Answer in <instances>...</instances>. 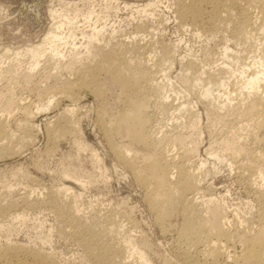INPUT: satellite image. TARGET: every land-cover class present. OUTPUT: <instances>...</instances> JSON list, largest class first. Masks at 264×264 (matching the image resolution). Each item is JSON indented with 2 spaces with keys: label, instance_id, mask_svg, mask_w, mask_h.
I'll list each match as a JSON object with an SVG mask.
<instances>
[{
  "label": "rangeland",
  "instance_id": "rangeland-1",
  "mask_svg": "<svg viewBox=\"0 0 264 264\" xmlns=\"http://www.w3.org/2000/svg\"><path fill=\"white\" fill-rule=\"evenodd\" d=\"M149 1L0 0V121L9 134L22 140L16 144L12 137L19 151L0 156V249L23 245L43 250L57 264H95L74 234L76 225L71 227L69 219L50 204L60 194V202L66 207L69 202L79 226L101 223L100 227H109L107 232L113 230L106 232L104 241L113 240L111 245L129 264H141L143 254L149 264H185L179 255L185 247L178 236L181 214L161 224L145 197V188L122 165L107 140L102 123H109L123 106L118 85L106 78L107 70H101L93 88L78 86V66L93 70L102 63L94 56L95 48L134 41L136 34L135 41L141 44L153 41L175 45L177 61L167 73L180 94L184 95L182 90L186 89L175 78L181 70L180 57L185 63L197 61L214 78V110L205 102L199 103L196 93L187 91L199 119L186 135L190 146H199L195 159L200 167V190L198 194L189 193L188 198L195 195L202 206L199 208L208 207V200L216 198L228 214L221 224L235 236L244 230L255 233L264 225L260 216L264 205V129L256 128L257 115L237 120L225 116L235 102L255 97L243 88V76L258 70L253 58L264 53V34L257 30V35L246 42L232 32L229 13H237L247 5L246 0H239L229 9L207 1L202 4L205 23L197 25L176 16L174 0H159L156 6L146 7ZM253 8L254 20L255 15H264L259 7ZM260 19L259 24H264V16ZM137 24L147 25L140 32ZM52 33L63 39L53 42L49 38ZM224 46L231 48L232 59L224 57ZM75 58L78 64L70 65L72 71L66 65ZM245 70L246 74H240ZM159 80L167 82L163 77ZM261 85L264 95V81ZM64 86L73 87L72 96L62 94ZM225 91L233 95L230 103L223 102ZM160 101L153 96L149 108L157 137L172 133L182 124ZM23 107H27L28 114ZM65 112L71 115L74 128L64 137H57L51 126H56L54 121ZM176 131L182 133L185 129L179 127ZM125 137L115 134L113 140L122 149L137 152L139 159L151 150ZM241 142L255 151V160L244 153L232 156L229 147ZM238 164L245 165L243 172ZM247 165L253 166L254 173L245 171ZM67 169L75 174H66ZM62 188H68L66 194L57 193L65 191ZM231 248L233 253L241 249L238 242Z\"/></svg>",
  "mask_w": 264,
  "mask_h": 264
},
{
  "label": "bare ground",
  "instance_id": "bare-ground-1",
  "mask_svg": "<svg viewBox=\"0 0 264 264\" xmlns=\"http://www.w3.org/2000/svg\"><path fill=\"white\" fill-rule=\"evenodd\" d=\"M207 1L223 5L226 9L239 2V0H174L175 14L181 19L194 21L196 25L204 24L202 4ZM158 3L159 0H152L145 6H156ZM246 3L247 5L243 3L245 5L241 6L237 13H229V15H231L230 22L233 23V26L231 25L233 27L231 28L234 29L232 32L248 42L247 40L255 36V31L259 30L264 34V24L261 25L259 24L261 21H258L264 15H261V17L255 15V20L251 16L252 10L255 9L253 7H259L264 11V0H246ZM128 5L125 3L124 6L128 7ZM233 15L235 20L232 19ZM62 25L63 23L57 24L56 28L58 29ZM145 25L147 24H137L136 28L141 32ZM93 35L94 33H92ZM137 35L134 36V41L137 40ZM49 38L53 42L63 39L56 33H52ZM134 41L122 40L119 44L110 47H97L93 53L95 57L101 59L102 63L94 67L93 70H89L82 65L78 66L79 70H76V74L80 72L79 76L81 77L78 86L93 88V85L100 78L101 70H107L109 74L106 78H110L109 81L119 87V95L123 99L121 103L123 106L109 123H102V126H105L107 140H109L115 155L118 156L122 165L131 171L135 181L143 185L146 190L145 197H147L146 199H148L152 211L157 212V219L161 224L171 219L172 216L174 217L178 213L181 214L182 226L178 236L179 240L183 241L182 246L185 243V247L179 250V255H181L185 264H264V225H261L255 233L244 230L240 235L235 236L223 228L221 221L226 219L228 214L223 212V209L220 208V202L216 198L208 200L210 201L208 207L199 208V205L202 206L200 203L198 204V198L195 195L191 198L187 196L193 192L198 194L200 190V179L198 180L197 177L200 167L197 166L195 159L199 146H190V137L186 135L188 129L197 125L199 116L197 110L193 108L192 101L187 98L190 95L187 91L196 93L199 103L203 104L205 102L208 108L214 110V100L216 99H214L212 89L214 79L212 73L197 61H191L190 59L185 63L182 61L183 58L180 57L181 70L175 78L186 88L182 90L184 95L180 94L179 90L174 89L176 86H174V83L170 80V75L167 73L172 69V64L177 61L176 51L174 50L175 45L169 43L157 45L153 41L145 45ZM223 49L224 57L226 59L231 58V52L229 53L231 48L224 46ZM130 53H132L131 56H129ZM253 62V65H257L258 70L250 76H243L245 79L243 88L252 91L255 94L254 99L246 102H240V100L235 102L227 110L225 116L228 117V120H237L240 117L257 115V119L255 118L257 120L256 128L264 129V95L261 91V83L264 81V53L262 56L258 55L257 59L253 58ZM76 64H78L77 58L72 59L66 67L70 69L71 66H77ZM240 74H246V70ZM160 77L166 79L167 82L161 83ZM223 82V78L220 79L221 87L224 86ZM168 84L171 85L169 89ZM61 91L62 94L72 96L73 87L64 86ZM168 91H171L174 95L168 93ZM225 94L226 97L223 102L227 100L230 103L233 99L232 93L225 91L223 95ZM153 96L161 99V106L170 111L173 116L179 117L183 124H179L173 129L172 133L162 137H157L151 121L152 115L149 108ZM23 110L28 114L27 107H23ZM67 113H62L60 118L58 117L60 120L56 119L58 122L54 121L56 126L55 124L54 127L53 124L51 126V132L57 137H64V134L67 131L69 132L74 125L71 115ZM219 115L221 114L219 113ZM179 127L184 128L185 131L182 133L176 131ZM115 134H123L132 144L151 150L139 159L137 152H130L126 148L122 149L116 144L113 140ZM12 137L13 134H9L5 124L0 121V156L8 155L11 151H19L16 150L17 146L13 145ZM16 140V144H20L22 141L20 137ZM229 149L232 150V156L235 158L243 153L249 156L250 159L255 160L257 158L255 151L247 148L245 142H241L236 147L231 146ZM234 160L236 159H233V162ZM238 165L237 168L240 171L244 170L245 165L244 167L242 165L238 167ZM245 171L254 173L253 166L247 165ZM66 174L72 175L75 172L67 169ZM62 189L65 191H55L58 194H66L68 188ZM53 198L50 204L56 208L59 215L69 219L72 224L71 227H73V224L76 225V227H73L76 229L74 234L85 245L88 255L95 264H129L127 258L121 255L119 249L111 245L113 240L110 243L104 241V237L107 236L105 235L106 230H109V227L103 226L102 228V226H99L101 223L93 226H89V224L88 226H79L78 218L76 219L69 202L66 207L63 205L65 202H60V194L57 196L58 200ZM261 208L260 216L264 219V205ZM110 231L107 233H110ZM236 242L240 244L241 249L238 250L239 252L233 253L230 248L235 246ZM233 249L235 248L233 247ZM140 256L141 264H149L144 254ZM0 264L57 263L41 249L34 250L28 246L18 245L0 249Z\"/></svg>",
  "mask_w": 264,
  "mask_h": 264
}]
</instances>
